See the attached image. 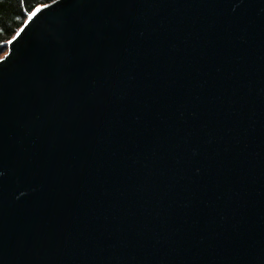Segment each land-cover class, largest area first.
<instances>
[{"label":"water","instance_id":"water-1","mask_svg":"<svg viewBox=\"0 0 264 264\" xmlns=\"http://www.w3.org/2000/svg\"><path fill=\"white\" fill-rule=\"evenodd\" d=\"M44 6L0 59V264H264V0Z\"/></svg>","mask_w":264,"mask_h":264},{"label":"trees","instance_id":"trees-1","mask_svg":"<svg viewBox=\"0 0 264 264\" xmlns=\"http://www.w3.org/2000/svg\"><path fill=\"white\" fill-rule=\"evenodd\" d=\"M56 0H0V54L28 20V13L37 6Z\"/></svg>","mask_w":264,"mask_h":264},{"label":"snow or ice","instance_id":"snow-or-ice-1","mask_svg":"<svg viewBox=\"0 0 264 264\" xmlns=\"http://www.w3.org/2000/svg\"><path fill=\"white\" fill-rule=\"evenodd\" d=\"M43 7L46 6H37L36 8H34L31 12L28 13V19L31 20L33 17H35L37 13L42 11ZM20 31H23V29H21ZM20 31L16 33V36L20 35ZM12 42V40H9L7 43L11 44ZM5 58H7V53L5 54Z\"/></svg>","mask_w":264,"mask_h":264},{"label":"rangeland","instance_id":"rangeland-1","mask_svg":"<svg viewBox=\"0 0 264 264\" xmlns=\"http://www.w3.org/2000/svg\"><path fill=\"white\" fill-rule=\"evenodd\" d=\"M6 53H7V49L2 54H0V59H2Z\"/></svg>","mask_w":264,"mask_h":264}]
</instances>
